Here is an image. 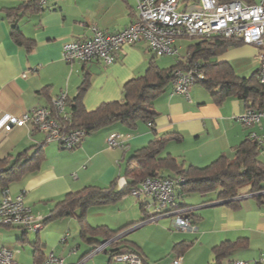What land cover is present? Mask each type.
Wrapping results in <instances>:
<instances>
[{
	"label": "crops",
	"instance_id": "0c3cea01",
	"mask_svg": "<svg viewBox=\"0 0 264 264\" xmlns=\"http://www.w3.org/2000/svg\"><path fill=\"white\" fill-rule=\"evenodd\" d=\"M24 1L0 0V117H20L33 108L48 107L62 92L72 98L85 77L89 86L82 101L87 110H93L120 99L123 84L142 75L154 57L147 43L138 41L117 49L109 65L98 60L66 63L62 58L64 43L82 40L94 28L116 32L128 26L137 17V0H46L38 9L26 7L18 27L25 37L33 39L30 51L12 39L11 20L5 12ZM181 43L176 41L177 55L184 56L189 44L185 48ZM256 53L250 44H241L230 46L211 59L229 62L236 72L234 57L247 56L251 61ZM162 58L154 57L162 68L176 60L175 57L173 64L167 65L164 62L170 61ZM199 84H193L186 96L176 93L171 81L152 102L156 112L153 124L139 121L132 128L115 122L85 135L73 149L45 141L43 132L30 127L0 130V159L8 156L9 165L18 153L27 151L29 157L36 151V144L43 147L39 166L7 186L11 195L22 194L32 213L47 217L67 193L88 185L108 187L112 182L121 188L125 184L123 170L127 159L164 132H176L180 139L168 140L162 156L171 155L186 166L197 167L210 164L220 155L231 157L236 146L253 132L262 140L259 159L264 163V105L260 108L261 123L247 127L239 120L247 110L242 100L231 96L215 103L210 92ZM66 107L68 111V104ZM112 134L119 136L117 144L110 147L107 138ZM247 189H242L235 207L218 198L219 186L177 192L175 201L167 206L168 214L143 221L145 213L158 212V203H150L149 195L135 197L129 192L115 201L92 205L85 210L88 224L119 231L114 241L95 252L92 250L98 242L107 239L106 232L95 231L83 237L75 216L48 220L39 231L0 226L6 228H0V247L10 249L20 264H42L51 252L65 264H127L111 255L122 248L137 251L143 264H171L176 255L183 264H208L214 257L215 245L223 241L240 244L241 240L245 245L240 244L230 260L264 264V191L255 196L247 194ZM178 215L188 216L191 227L178 228ZM176 244L182 248H176Z\"/></svg>",
	"mask_w": 264,
	"mask_h": 264
},
{
	"label": "trees",
	"instance_id": "16d2710c",
	"mask_svg": "<svg viewBox=\"0 0 264 264\" xmlns=\"http://www.w3.org/2000/svg\"><path fill=\"white\" fill-rule=\"evenodd\" d=\"M26 7L38 9V4L25 0L16 7L6 8L5 12L11 20L12 39L30 51L34 46V41L25 37L18 27V20ZM241 44L244 43L235 38L221 36H213L209 39L199 38V41L187 46L186 55H177L174 64L165 68L156 64L154 54L142 75L130 78L123 84L120 99L103 103L93 110H87L82 101L89 86V79L85 77L75 96L66 99L67 117L61 114L55 116L64 132L82 130L81 140L85 135L115 122L124 123L132 128L139 121L153 124L156 115L152 108L153 100L162 94L166 86L174 79L176 69L186 68L195 61L204 74L198 82L210 92L215 103H221L226 98L234 96L242 100L247 109L260 110L264 105V84L258 81L257 70L249 76H239L229 62H216L211 59L226 48ZM48 107L55 113L53 103ZM32 130L39 131L35 127ZM171 139L179 140L180 135L176 132H164L150 140L145 146L136 149L124 165L125 184L120 189H116L115 182H112L108 187L88 185L79 191L67 193L62 200L56 203L49 215L44 217L43 223L53 218L75 216L80 222L83 237L96 231L106 232L107 239L113 238L119 231H111L105 226H91L85 219V210L92 205L105 204L121 198L129 193L137 182L148 177L174 180L183 178V181H178L175 186L179 194L219 186L218 198L232 207L239 204L242 189L247 187V194L255 196H259L258 193L264 191V163L259 159L261 143L250 136L236 146L231 157L220 155L204 167L186 166L174 156H162L165 143ZM35 148L36 151L29 157L26 156L27 151L18 153L11 165L8 164V156L0 159V189L6 188L25 172L39 166L43 157V147L36 144ZM23 158L24 161H22ZM150 215L145 213L141 220L147 219ZM240 244L245 245V241L240 240ZM240 244L223 241L215 245L213 247L214 257L208 264H230L232 260L229 257ZM180 245L176 244L175 247H181ZM130 250L139 255L137 251L131 248ZM226 259L229 260L228 263H225Z\"/></svg>",
	"mask_w": 264,
	"mask_h": 264
},
{
	"label": "built area",
	"instance_id": "2783aa9c",
	"mask_svg": "<svg viewBox=\"0 0 264 264\" xmlns=\"http://www.w3.org/2000/svg\"><path fill=\"white\" fill-rule=\"evenodd\" d=\"M43 7L46 0H30ZM137 17L128 26L116 32H107L98 28L82 40L68 41L62 47V58L66 63L74 61L98 60L111 64L117 49L145 41L156 56L177 55V39L197 37L209 39L213 36L235 38L244 44L258 48L257 78L264 84V0L247 2L245 0H137ZM172 80L173 90L182 95H189L193 84L203 78L202 69L195 61L186 68H178ZM66 93H60L54 100L55 113L49 107H36L18 117L4 114L0 117V130L9 132L14 126L37 128L45 134V141H55L66 149H73L80 143L82 130L64 132L56 114L67 117ZM259 109H247L239 120L247 127L258 125L262 121ZM118 134L107 138V145L117 144ZM250 137L261 143L255 133ZM183 181L169 178H145L139 181L130 194L135 197L149 195L158 203V212L147 219L168 214L167 206L175 201L176 184ZM116 189L118 188L115 185ZM182 211H178V214ZM44 216L34 214L24 204L23 195H11L8 187L0 189V226H18L25 230L39 231L43 226ZM178 228L188 229L191 220L188 216L178 215L175 219ZM113 238L99 242L93 252L104 249ZM112 258L127 264H143L140 256L131 250L122 248L112 252ZM0 264H20L13 258V253L6 247H0ZM42 264H65L63 259L49 253ZM171 264H183L182 258L176 255ZM230 264H247L244 261L232 260Z\"/></svg>",
	"mask_w": 264,
	"mask_h": 264
},
{
	"label": "rangeland",
	"instance_id": "374dc122",
	"mask_svg": "<svg viewBox=\"0 0 264 264\" xmlns=\"http://www.w3.org/2000/svg\"><path fill=\"white\" fill-rule=\"evenodd\" d=\"M178 42H182L181 44L184 45V47L186 48V45L194 43L196 41H199V38L194 37V38H181V39H177ZM181 46V45H180ZM253 46V45H251ZM256 49V52H258V48L256 46H253ZM182 52H184L182 50ZM257 55V53H256ZM255 56H252L250 59L251 61H249V58L247 56H241V57H234V59L232 60L233 65L235 66L236 72L238 75L240 76H249L255 69H257L258 67V61L257 58ZM163 57V58H162ZM176 57V54L174 55H163V56H158V59L161 60V58L164 60H169V62H164L167 65L169 64H173L172 62H174V59ZM200 86H202V84H199ZM170 86V85H168ZM142 196V195H141ZM147 199V196H143ZM150 201V203H157L155 201H153V197H149L148 199ZM1 229H6L5 227H0ZM10 228H8L7 230H9ZM2 238L1 234H0V239Z\"/></svg>",
	"mask_w": 264,
	"mask_h": 264
}]
</instances>
